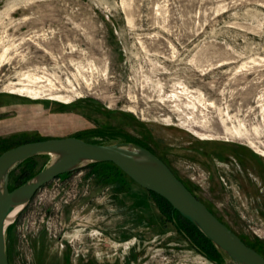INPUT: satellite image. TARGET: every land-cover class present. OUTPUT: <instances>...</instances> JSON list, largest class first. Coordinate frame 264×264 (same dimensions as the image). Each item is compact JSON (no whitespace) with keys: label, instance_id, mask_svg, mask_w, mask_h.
<instances>
[{"label":"rangeland","instance_id":"obj_1","mask_svg":"<svg viewBox=\"0 0 264 264\" xmlns=\"http://www.w3.org/2000/svg\"><path fill=\"white\" fill-rule=\"evenodd\" d=\"M68 137L145 145L264 257V0H0V156ZM25 162L11 191L50 157ZM8 229L10 264H216L112 163L56 178Z\"/></svg>","mask_w":264,"mask_h":264},{"label":"water","instance_id":"obj_2","mask_svg":"<svg viewBox=\"0 0 264 264\" xmlns=\"http://www.w3.org/2000/svg\"><path fill=\"white\" fill-rule=\"evenodd\" d=\"M42 156L50 157L45 168L10 191L12 173L25 161ZM103 163L114 164L140 187L164 198L211 242L226 264H264V257L221 222L150 150L136 143L100 145L76 137L28 143L0 156V264H10L7 255L9 226L27 208L38 190L64 174Z\"/></svg>","mask_w":264,"mask_h":264},{"label":"trees","instance_id":"obj_3","mask_svg":"<svg viewBox=\"0 0 264 264\" xmlns=\"http://www.w3.org/2000/svg\"><path fill=\"white\" fill-rule=\"evenodd\" d=\"M78 138H82V137H78ZM83 139V138H82ZM85 141H87L85 138L83 139ZM145 148H147L145 145L141 144V143H137ZM148 149V148H147ZM150 150V149H148ZM151 151V150H150ZM152 152V151H151ZM31 159L27 160L26 162H30ZM25 162V163H26ZM98 165V164H97ZM93 166H96V165H93ZM93 166H90L89 168L93 167ZM117 167V166H116ZM124 173V172H123ZM125 174V173H124ZM32 175V174H30ZM13 176V174L11 175V177ZM32 178V176L30 177ZM29 178V179H30ZM12 190V188L10 187V191ZM149 192V191H148ZM152 196H154L156 199H158L159 201H163L167 206L168 208L170 209L171 211V217H172V221L176 222V218H181L183 221H185L193 230H195L206 242L207 244L209 245V251L208 253H206L207 257H211L212 260L216 263V264H226L225 261L222 259V257L220 256V254L215 250V248L213 247V245L211 244V242L201 233L199 232L195 226H193L190 222H188L187 220H185L177 211H175L173 209V207L162 197L158 196L157 194L153 193V192H149ZM9 230V229H8ZM250 247V246H249ZM252 248V247H251ZM254 249V248H253ZM255 250V249H254Z\"/></svg>","mask_w":264,"mask_h":264},{"label":"built area","instance_id":"obj_4","mask_svg":"<svg viewBox=\"0 0 264 264\" xmlns=\"http://www.w3.org/2000/svg\"><path fill=\"white\" fill-rule=\"evenodd\" d=\"M43 224L45 223L44 220H42ZM35 228H32V230H30V232H34ZM19 230H20V233L22 232L23 233V238L25 240H27V234H28V227H25V226H20L19 227Z\"/></svg>","mask_w":264,"mask_h":264},{"label":"flooded vegetation","instance_id":"obj_5","mask_svg":"<svg viewBox=\"0 0 264 264\" xmlns=\"http://www.w3.org/2000/svg\"><path fill=\"white\" fill-rule=\"evenodd\" d=\"M230 170H231V168H228V171H230ZM239 172H240L241 175L242 174H243V176L245 175L244 171L240 170ZM232 173H235V172L232 171ZM247 176L250 177L251 175L247 174Z\"/></svg>","mask_w":264,"mask_h":264},{"label":"bare ground","instance_id":"obj_6","mask_svg":"<svg viewBox=\"0 0 264 264\" xmlns=\"http://www.w3.org/2000/svg\"><path fill=\"white\" fill-rule=\"evenodd\" d=\"M16 213H14L12 216H14Z\"/></svg>","mask_w":264,"mask_h":264}]
</instances>
